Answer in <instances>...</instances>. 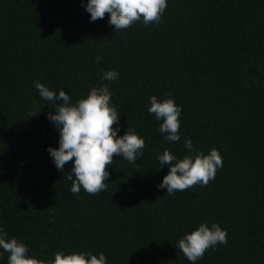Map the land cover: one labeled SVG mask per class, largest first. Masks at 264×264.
Wrapping results in <instances>:
<instances>
[{"label": "trees", "instance_id": "obj_1", "mask_svg": "<svg viewBox=\"0 0 264 264\" xmlns=\"http://www.w3.org/2000/svg\"><path fill=\"white\" fill-rule=\"evenodd\" d=\"M86 4L0 0V228L39 259L64 251L103 253L106 264H191L178 240L216 223L227 244L195 264H264V0H167L159 24L121 30L107 13L89 22ZM110 70L118 80H102ZM35 82L73 104L107 84L113 127L118 137L134 128L142 156L114 157L106 190L73 194L74 161L59 171L47 151L59 132ZM152 96L181 107L178 142L147 111ZM189 139L205 155L217 149L223 166L207 186L169 195L157 157L167 148L182 159Z\"/></svg>", "mask_w": 264, "mask_h": 264}, {"label": "clouds", "instance_id": "obj_2", "mask_svg": "<svg viewBox=\"0 0 264 264\" xmlns=\"http://www.w3.org/2000/svg\"><path fill=\"white\" fill-rule=\"evenodd\" d=\"M167 7V0H87L85 11L90 14V21L95 22L109 15L108 23L115 30L126 29L137 21L144 25L159 24ZM99 57L96 58L98 63ZM119 73L115 70L103 73L102 80L115 81ZM40 97L53 103L47 119L54 123L58 132V148H47L55 167L63 171L65 164L74 161L67 179L72 181L71 192L78 194L83 190L89 195H96L106 190L109 179L108 166L114 157L120 156L129 163H135L142 156L145 141L134 128L128 127L122 137H118L119 114L111 103L112 92L107 84L101 83L93 87L85 98L74 104L70 96L63 90L57 95L40 82H35ZM147 111L154 114L162 123L159 131L169 143L180 140L181 107L172 98L158 100L156 96L149 98ZM53 112L55 114H53ZM35 116V115H33ZM184 147L189 155L182 159L172 154L167 148L157 157L161 165H168V174L158 185L171 195L184 191L197 184L207 186L214 180L216 171L223 166L222 156L215 148L207 155L196 151L192 141L185 140ZM136 164V163H135ZM73 175L75 179H73ZM227 231L218 224L209 226L202 223L196 230L186 234L177 242L179 250L191 264L201 259L204 253L215 248L217 244H227ZM0 255L8 253L7 264H106L103 253L93 255L86 252L66 254L58 251L54 259H39L35 253L29 254L28 247L15 238H9L7 232L0 228Z\"/></svg>", "mask_w": 264, "mask_h": 264}]
</instances>
